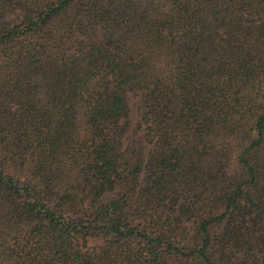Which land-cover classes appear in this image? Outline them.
<instances>
[{
  "label": "trees",
  "instance_id": "trees-1",
  "mask_svg": "<svg viewBox=\"0 0 264 264\" xmlns=\"http://www.w3.org/2000/svg\"><path fill=\"white\" fill-rule=\"evenodd\" d=\"M0 264H264V0H0Z\"/></svg>",
  "mask_w": 264,
  "mask_h": 264
},
{
  "label": "rangeland",
  "instance_id": "rangeland-1",
  "mask_svg": "<svg viewBox=\"0 0 264 264\" xmlns=\"http://www.w3.org/2000/svg\"><path fill=\"white\" fill-rule=\"evenodd\" d=\"M127 103H128V119H129V129L134 127L138 117L135 113V98L132 95H127ZM130 132V131H129ZM129 133L126 134L125 137L128 136Z\"/></svg>",
  "mask_w": 264,
  "mask_h": 264
}]
</instances>
